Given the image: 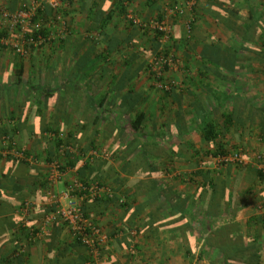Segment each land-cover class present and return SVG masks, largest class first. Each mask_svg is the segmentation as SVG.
I'll list each match as a JSON object with an SVG mask.
<instances>
[{
	"label": "crops",
	"instance_id": "1",
	"mask_svg": "<svg viewBox=\"0 0 264 264\" xmlns=\"http://www.w3.org/2000/svg\"><path fill=\"white\" fill-rule=\"evenodd\" d=\"M30 1L0 6L12 11ZM58 1L56 11L44 8L45 18L53 17L50 42L26 55L0 45V264L87 262L61 220L29 243L18 226L22 201L30 203L28 225L39 229L50 197L77 177L108 186L125 202L84 201L108 236L106 264H210L197 258L206 251L198 232L190 233L196 247L188 253L183 232L155 217L161 209L168 220L182 195L186 219L197 224L205 204L200 188L217 192V223L240 229L235 234L247 251L233 264H264V0ZM170 6L183 9L168 17L175 67L165 74L170 90L160 91L147 66L157 34L125 14L148 21ZM210 124L216 136L207 139ZM8 143L40 162L2 154ZM218 144L225 156L241 148L243 163L219 162ZM51 160L63 164L54 183L46 180ZM149 178L172 192L166 206L147 204L156 188L139 186ZM19 245L23 253L13 254Z\"/></svg>",
	"mask_w": 264,
	"mask_h": 264
},
{
	"label": "built area",
	"instance_id": "2",
	"mask_svg": "<svg viewBox=\"0 0 264 264\" xmlns=\"http://www.w3.org/2000/svg\"><path fill=\"white\" fill-rule=\"evenodd\" d=\"M195 2V0H190ZM123 6L127 0H120ZM45 5L56 11L59 5L58 0H31L29 3L21 4L15 10H9L0 6V45L12 47L13 51L19 55H26L29 47H37L55 38L51 30L53 17L45 18ZM181 6H170L162 17L152 18L148 21L142 20L133 12L127 10L126 18L141 29H147L157 34V51L148 60V69L151 75L153 86L160 91H169L171 81L166 78L168 70L175 67V59L169 52L171 40V24L168 21L170 15L182 12ZM66 31L64 25L59 33ZM1 32H3L1 34ZM9 144V143H8ZM4 147L2 154L11 155L29 164H38L40 162L32 153L26 152L17 145L11 143ZM259 157V156H258ZM219 162L230 160L234 163H243V151L241 148L229 150L225 156L218 153ZM48 183H54L63 174L62 162L60 160H51L46 164ZM259 168L264 171V162ZM83 191H86L90 198L94 196L106 195L112 197L114 193L108 186L99 183H90L84 185L78 178H73L63 193L55 194L50 197V211L43 216V223L39 229L30 228V239L34 240L43 233L45 226L55 221L61 220L69 229L70 236L86 249L88 259L85 264H104L105 258L101 254V248L108 242V236L101 230V227L86 214L81 202L85 197ZM122 202V199H119ZM29 201L24 200L18 207L21 213L20 225L29 226L26 220V213L29 209ZM23 250V247H20ZM133 251V248H131Z\"/></svg>",
	"mask_w": 264,
	"mask_h": 264
},
{
	"label": "trees",
	"instance_id": "3",
	"mask_svg": "<svg viewBox=\"0 0 264 264\" xmlns=\"http://www.w3.org/2000/svg\"><path fill=\"white\" fill-rule=\"evenodd\" d=\"M129 1V0H127ZM121 6L122 3L119 2ZM3 32H1L2 34ZM2 46V45H1ZM225 117V116H224ZM213 126L212 124L208 125V128H206L203 132L205 134V137L208 138H214L216 136L214 132V128L211 127ZM8 147H11V144H8ZM215 153H223L224 154V147L221 144H218L214 151ZM150 164H148L149 166ZM62 169H63V164H62ZM263 173L261 172L260 175ZM264 175V174H263ZM80 182H82L84 185H89L90 182L82 179L80 177H77ZM192 181V178H191ZM141 183V182H140ZM209 186L210 184H206ZM211 187V185H210ZM139 188H156V191L152 193L151 199L147 201V204H155L156 202H159V207L162 208L163 206H166L167 203L169 202V197L172 194L171 191L165 192L164 189L166 188V185H162L161 183L158 184V180L155 178H149L148 180L144 181ZM85 194L84 199L81 202L82 209L83 211L87 214V211L84 206V201L87 200V198L94 200L98 204L101 202L104 203H113L117 204L118 206L124 205L123 203L125 202H119V199L117 200L116 198H110L108 196H94L90 198V196H86L88 193L86 191H83ZM209 192L210 195H209ZM198 197L200 200H203L205 202L204 206L202 207V214L200 218H198L197 224H193V220L189 221L186 219V216L188 212L184 210V207L187 203V198L182 196V195H177L174 198V204L169 208L170 212V218L166 221L161 216V209L159 210L158 214L160 213V216H155L161 220V225L163 224H169V223H174L173 227L175 229H180L183 232L184 238L187 242V248L186 251L188 253H193V249L195 246V240L191 235L192 233L198 232L200 237L203 238V245L206 247V251H202L200 254H198L197 258H202L200 256H204L207 261L210 264H233V261L235 259H241L244 253H246L247 248L244 245V243L240 240V236H237L235 233L240 231L237 223H217L216 218L222 214V211H219L218 208V199L216 197L217 192H215V188H200L198 190ZM150 195V196H151ZM232 199L228 198V203L225 207V211H231L229 209L230 204H231ZM23 202V201H22ZM228 208V209H227ZM50 209L48 210V212ZM224 211V212H225ZM225 212V213H226ZM18 226L19 230L21 231L20 233L22 234L23 239H27V243L30 242V228H32L31 225L27 227H22L20 225V222L18 221ZM190 231V232H189ZM191 233V235H190ZM235 235V236H234ZM72 239V238H71ZM24 240V241H25ZM73 240V239H72ZM20 241V240H19ZM18 241V242H19ZM75 243L79 244L76 240H73ZM17 242V244H18ZM81 245V244H79ZM20 246V245H19ZM19 246L15 248L13 254L16 252L17 254L23 253L21 248ZM83 246V245H81ZM21 247V246H20ZM84 247V246H83ZM196 247V246H195ZM85 248V247H84ZM86 250V249H85ZM104 248H101V254L103 255ZM237 257V258H236ZM88 259V256H87ZM5 262L8 260V257H6ZM106 264V263H104Z\"/></svg>",
	"mask_w": 264,
	"mask_h": 264
},
{
	"label": "rangeland",
	"instance_id": "4",
	"mask_svg": "<svg viewBox=\"0 0 264 264\" xmlns=\"http://www.w3.org/2000/svg\"><path fill=\"white\" fill-rule=\"evenodd\" d=\"M215 146V145H214ZM216 147V146H215ZM232 149V147H230ZM243 151V150H242Z\"/></svg>",
	"mask_w": 264,
	"mask_h": 264
}]
</instances>
